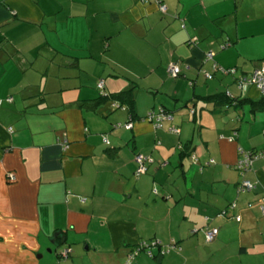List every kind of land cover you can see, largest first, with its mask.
<instances>
[{"label": "crops", "instance_id": "obj_1", "mask_svg": "<svg viewBox=\"0 0 264 264\" xmlns=\"http://www.w3.org/2000/svg\"><path fill=\"white\" fill-rule=\"evenodd\" d=\"M158 2L165 11L0 0V264H123L141 241L159 244L133 264H209L198 263L200 243L226 264H264V158L243 176L235 168L241 150H264L252 140L264 108H251L263 95L236 84L264 60L243 51L244 40L264 43V0ZM122 91L131 112L112 98ZM222 93L247 100L225 106L212 98ZM161 111L157 127L147 115ZM136 154L151 159L138 176ZM242 177L252 190L239 191Z\"/></svg>", "mask_w": 264, "mask_h": 264}, {"label": "built area", "instance_id": "obj_2", "mask_svg": "<svg viewBox=\"0 0 264 264\" xmlns=\"http://www.w3.org/2000/svg\"><path fill=\"white\" fill-rule=\"evenodd\" d=\"M143 2H149V1H155L159 8L162 11H165V6L161 5L158 0H141ZM228 44H222L220 45V48L223 49L225 47H227ZM214 54L212 51H209L208 53L205 54V60L211 59L213 58ZM213 69H220L221 72L223 73H228V74H234L235 73V69L234 68H221V67H217L216 64H213ZM167 73L168 75L172 76V77H176L180 74V69L178 67L177 64L175 63H171L168 67H167ZM205 76L207 78H211L212 75L205 73ZM236 84L237 87L243 88L244 86H254L256 87L261 94L264 96V60L261 62V64L257 67L254 68L252 70V72L248 73V74H243L240 77L237 78L236 80ZM97 87L100 89V94L102 96H106L107 93L103 90V80H100L97 83ZM6 101H11V98H7ZM3 99H0V105L2 104ZM147 118L149 120H153L154 121V125L157 127L161 126V122L163 120L168 119L169 117L161 112H150L147 115ZM126 128H130L131 124L128 123L125 125ZM172 132H177L176 129L171 128ZM229 140H232V137L229 138ZM241 155L238 158V160L236 161L235 164V168L239 171L240 175L243 176L244 172L246 170H248L253 161L257 158H264V150H260V151H240ZM193 161H196V158L193 156L192 157ZM134 160L137 163V169H136V176L144 173L146 171V163L151 162V159L149 157H146L144 155L141 154H136L134 157ZM213 164L214 160L210 159L207 164ZM11 180L14 179V176H10L9 177ZM254 188V184L242 177V180L239 182L238 185V189L241 192H245V191H250ZM258 207L260 209V212L262 215H264V196L258 199ZM248 206H252L251 204H249ZM218 233V229L216 227H211V228H205L204 230V235H205V240L206 242H211L215 239L216 235ZM159 244L158 241H141L138 244H136L132 250L127 254L126 259L124 261L123 264H133V261L135 259V257L140 254L141 252L147 254L148 256H152L153 253L151 251V247H154L155 245ZM167 249H176V244L174 242L170 243L167 246ZM163 252V251H162ZM70 253V248H63L58 252V255L60 258H67L68 255Z\"/></svg>", "mask_w": 264, "mask_h": 264}, {"label": "rangeland", "instance_id": "obj_3", "mask_svg": "<svg viewBox=\"0 0 264 264\" xmlns=\"http://www.w3.org/2000/svg\"><path fill=\"white\" fill-rule=\"evenodd\" d=\"M256 43H260V45H258L256 47L255 46ZM243 51H244V54L246 56H251L253 58L264 57V43L263 44L261 43V39H257V40H254V41H252V40H244ZM201 74L203 76V73H201ZM244 110H245L246 118L244 119L243 127H245L247 121H249L248 118L250 116V112H249V109H248L247 106H244ZM232 121H233L232 125L230 126L231 128L238 126L237 123L235 122V121H237L236 120V116L232 117ZM252 137H254L252 139L253 141H263L264 133L261 132L259 134L258 133L254 134V135L252 134ZM247 138H248V136L244 132V142L245 141L247 142V140H248ZM252 140H250L251 143L253 142ZM201 236H202V234H201ZM199 253H200V257L198 258V263H200V262H208L209 264H226V263H228L227 260H224L225 258L223 256L215 255L213 253L212 254L207 253V251L205 249V245L203 243H200ZM250 262H251V258L250 259H245V261H241V263L239 262V263H236V264H249ZM251 264H253V263H251Z\"/></svg>", "mask_w": 264, "mask_h": 264}, {"label": "trees", "instance_id": "obj_4", "mask_svg": "<svg viewBox=\"0 0 264 264\" xmlns=\"http://www.w3.org/2000/svg\"><path fill=\"white\" fill-rule=\"evenodd\" d=\"M103 98V97H102ZM113 99H120L122 100L121 104H125L128 108V110L131 112L132 111V103L131 99L129 98V95L127 94L126 91L119 92L115 95L112 96ZM212 98L217 102L223 103L225 106L227 105H241L244 100L247 99H234L231 97H228L226 94H216L212 96ZM251 108L253 111H259L264 108V96L258 101H252L251 102Z\"/></svg>", "mask_w": 264, "mask_h": 264}]
</instances>
